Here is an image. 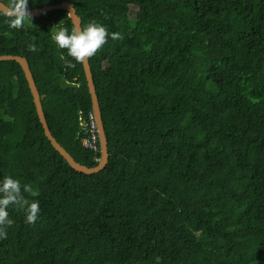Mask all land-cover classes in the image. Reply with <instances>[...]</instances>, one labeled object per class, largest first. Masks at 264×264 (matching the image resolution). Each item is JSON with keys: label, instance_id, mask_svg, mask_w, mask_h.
I'll list each match as a JSON object with an SVG mask.
<instances>
[{"label": "trees", "instance_id": "obj_1", "mask_svg": "<svg viewBox=\"0 0 264 264\" xmlns=\"http://www.w3.org/2000/svg\"><path fill=\"white\" fill-rule=\"evenodd\" d=\"M65 1L82 28L122 36L89 58L110 160L91 175L73 169L20 64L0 62V179L19 180L40 208L30 224L27 205H9L0 264H264V0L27 8ZM9 24L0 10V55L28 59L53 135L96 166L101 153L81 143L79 113L93 109L83 63L67 67L52 39L74 28L68 11Z\"/></svg>", "mask_w": 264, "mask_h": 264}, {"label": "clouds", "instance_id": "obj_2", "mask_svg": "<svg viewBox=\"0 0 264 264\" xmlns=\"http://www.w3.org/2000/svg\"><path fill=\"white\" fill-rule=\"evenodd\" d=\"M27 2L28 0H25V3L15 5L14 6L15 10L9 11L7 13L8 16L10 17L9 26L11 28H16V29L20 28L22 26L24 19L29 18L26 10ZM52 39L57 48L62 50H67V56L71 58V60L67 61V67L71 68L75 66L73 61L75 63H84L89 58L93 57L98 52V50H100L108 42V39L120 40L122 39V36L120 33H109L103 25L96 22H91L84 28H73L71 32H69L67 28H59L53 35ZM41 101H42V96H41ZM80 112H83L82 115L81 113H79L80 116L79 126L83 139V137L87 133L86 130L83 129L80 118L81 116L84 117L87 115H85L84 111H80ZM92 112L94 113L93 109ZM94 116L97 123L95 113ZM98 135H99V129H98ZM82 139H81L82 146L86 148L83 145ZM98 145H99L98 151H94V152H100L101 150L100 139ZM100 157L97 159V161H99ZM24 191H29V189L25 188ZM9 205L12 206L27 205V207L25 208L27 223L30 224L34 223L38 219V214L40 211L39 203L31 202L29 204V202L24 198L22 194V186L20 181L14 179L11 176H6L3 179H0V239L6 238L7 233L5 231V228L10 227L13 223V221L9 218V213H8Z\"/></svg>", "mask_w": 264, "mask_h": 264}, {"label": "water", "instance_id": "obj_3", "mask_svg": "<svg viewBox=\"0 0 264 264\" xmlns=\"http://www.w3.org/2000/svg\"><path fill=\"white\" fill-rule=\"evenodd\" d=\"M0 10L7 14L9 11L15 10L14 8L9 7L2 0H0ZM27 14L29 17H41L44 14H47L54 10H66L69 13V17L74 25V28H82V19L78 15L74 4L71 2H62V3H54L50 5H45L41 8H27ZM8 15V14H7ZM2 61H15L20 64L21 68L25 73V77L29 83V87L31 93L33 95L34 103L37 108V113L41 124L43 125V129L46 137L51 142L52 146L57 150L64 159L69 163V165L80 173L85 174H95L99 173L106 168L110 160L109 153V142L108 137L105 130V124L103 120L102 109L100 105V100L97 94L96 85L94 82L92 68L89 62V59L83 63L84 71L87 79V84L89 88V92L91 94L92 99V108L96 115L97 119V127L99 129V139H100V152L101 157L99 159V163L96 166H87L80 162H78L74 156L57 140V138L53 135L50 126L48 124V120L44 111V107L41 101L40 92L38 86L36 84L33 72L30 67V63L28 59L21 55H0V62Z\"/></svg>", "mask_w": 264, "mask_h": 264}, {"label": "built area", "instance_id": "obj_4", "mask_svg": "<svg viewBox=\"0 0 264 264\" xmlns=\"http://www.w3.org/2000/svg\"><path fill=\"white\" fill-rule=\"evenodd\" d=\"M80 113L81 115L83 114V112ZM80 121L83 129L86 130L87 133L82 139L83 145L93 151H98L99 135L94 113L92 111L89 112L87 118L86 116H81Z\"/></svg>", "mask_w": 264, "mask_h": 264}]
</instances>
